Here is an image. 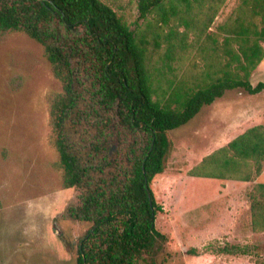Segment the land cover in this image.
<instances>
[{"label":"trees","instance_id":"obj_1","mask_svg":"<svg viewBox=\"0 0 264 264\" xmlns=\"http://www.w3.org/2000/svg\"><path fill=\"white\" fill-rule=\"evenodd\" d=\"M226 1L138 0L132 29L101 0H0V31L39 44L61 84L48 96L50 143L62 188L77 191L64 216L91 224L78 264H158L170 237L155 227L162 208L151 184L173 148L169 132L227 91H264L250 81L264 60V0H242L212 31ZM263 170L259 125L189 173L251 182ZM247 198L251 228L264 233V184Z\"/></svg>","mask_w":264,"mask_h":264},{"label":"rangeland","instance_id":"obj_2","mask_svg":"<svg viewBox=\"0 0 264 264\" xmlns=\"http://www.w3.org/2000/svg\"><path fill=\"white\" fill-rule=\"evenodd\" d=\"M101 1L135 28L138 0ZM241 1L227 0L211 30L226 22ZM250 81L253 86L264 82V60ZM60 91L42 47L24 34L0 31V264H78L79 241L91 224L64 216L77 191L62 188L59 156L50 143L48 96ZM259 125H264V91L250 95L236 89L169 132L173 148L151 184L162 208L155 227L170 237L158 264H257L264 259V233L252 230L249 211L238 214L239 224L225 222L229 207L220 190L225 181L189 173L230 139ZM249 189L242 190L248 203ZM229 245L246 253L220 252Z\"/></svg>","mask_w":264,"mask_h":264},{"label":"crops","instance_id":"obj_3","mask_svg":"<svg viewBox=\"0 0 264 264\" xmlns=\"http://www.w3.org/2000/svg\"><path fill=\"white\" fill-rule=\"evenodd\" d=\"M235 138L230 139V141H228L226 144H224L223 146H221L219 148L225 147L229 142H231ZM219 148H217V149H219ZM263 175H264V170L254 181H251V182H242V181H234V180H221V181H225V184H224V187H222V186L220 187V190L224 195V201H225L226 205H228V207H229L226 210V214L228 216H226V218H224L225 222L239 224L240 218L238 217V214L242 210L244 212H246V211L250 212V203H248V201L244 198V194L242 193V190L247 189V188L252 189V187L256 184H264V182H261V180H260L261 177H263ZM215 180H217V179H215Z\"/></svg>","mask_w":264,"mask_h":264},{"label":"water","instance_id":"obj_4","mask_svg":"<svg viewBox=\"0 0 264 264\" xmlns=\"http://www.w3.org/2000/svg\"><path fill=\"white\" fill-rule=\"evenodd\" d=\"M114 149V148H113Z\"/></svg>","mask_w":264,"mask_h":264}]
</instances>
